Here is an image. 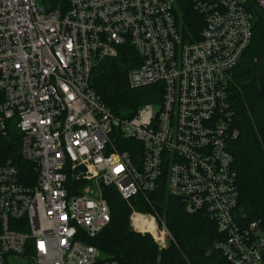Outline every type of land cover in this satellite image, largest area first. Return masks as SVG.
<instances>
[{
  "label": "built area",
  "instance_id": "built-area-1",
  "mask_svg": "<svg viewBox=\"0 0 264 264\" xmlns=\"http://www.w3.org/2000/svg\"><path fill=\"white\" fill-rule=\"evenodd\" d=\"M41 1L0 0V264H98L105 255L90 240L111 221L105 189L151 204L162 184L187 213L216 222L230 264H264V220L237 208L229 149L239 130L227 85L253 39L245 3L192 0L204 26L185 40L179 0ZM127 43L139 60L129 87L158 84L162 98L122 117L92 76ZM158 219L133 209L130 225L162 248L172 239Z\"/></svg>",
  "mask_w": 264,
  "mask_h": 264
},
{
  "label": "trees",
  "instance_id": "trees-1",
  "mask_svg": "<svg viewBox=\"0 0 264 264\" xmlns=\"http://www.w3.org/2000/svg\"><path fill=\"white\" fill-rule=\"evenodd\" d=\"M59 1L53 0V5ZM245 5L253 14V39L232 70L227 95L234 125L239 130V136L229 146L237 172V208L252 221L264 220V11L256 0H247ZM177 9V22L184 39L198 38L204 18L194 9L192 0H179ZM138 62L136 51L127 43L120 47L118 56L104 58L93 70L92 84L96 92L122 117L132 116L140 105L157 103L162 98L161 85L129 87L128 72ZM11 154L20 157L19 147L11 149ZM19 166L26 168L27 163L21 160ZM165 188L162 184L148 194L151 204L142 194L128 203L114 188L105 189L111 221L90 240L105 255L98 264L104 260L122 264H230L215 247L223 238L216 222L203 213H187L182 202L168 195ZM133 209L156 210L162 214L174 242L158 250L148 235L132 230L130 215Z\"/></svg>",
  "mask_w": 264,
  "mask_h": 264
},
{
  "label": "rangeland",
  "instance_id": "rangeland-1",
  "mask_svg": "<svg viewBox=\"0 0 264 264\" xmlns=\"http://www.w3.org/2000/svg\"><path fill=\"white\" fill-rule=\"evenodd\" d=\"M237 2H243V3H245L247 0H236ZM41 3L43 4V3H45L44 1H41ZM158 222H159V233H161V230L164 228V225L167 227V231H165V233H164V235L166 236V237H168V238H170V239H172V241H171V243L172 242H174V237H173V235L171 234V232H170V230H169V228H168V226H167V224H166V221H165V219H164V217H163V215L161 214L160 215V219H158ZM132 228V227H131ZM136 232V231H135ZM136 233H139V232H136ZM139 234H141V235H148L153 241H154V243L157 245V247H158V250H163V249H166V248H168L169 246H170V244L169 245H167L166 247H160L159 245H158V243L155 241V237L157 236V234L156 233H145V234H143V233H139ZM8 264H34L31 260H29V259H27L26 257H23V256H19V257H13V258H10L9 260H8Z\"/></svg>",
  "mask_w": 264,
  "mask_h": 264
}]
</instances>
